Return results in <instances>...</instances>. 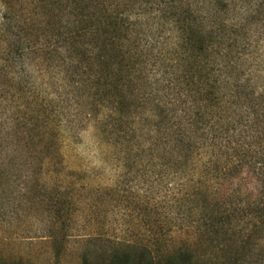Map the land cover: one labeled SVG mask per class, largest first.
Masks as SVG:
<instances>
[{
    "label": "rangeland",
    "instance_id": "1",
    "mask_svg": "<svg viewBox=\"0 0 264 264\" xmlns=\"http://www.w3.org/2000/svg\"><path fill=\"white\" fill-rule=\"evenodd\" d=\"M190 1L205 26L246 21L253 32L257 0ZM2 4L28 18L24 52L3 25ZM64 5L0 0V264H106L125 244L183 246L207 203L190 196L193 168L161 156L154 122L136 102L119 119L82 97L77 74L93 75L85 52L30 51L63 44ZM226 184L243 200L256 193L247 170Z\"/></svg>",
    "mask_w": 264,
    "mask_h": 264
},
{
    "label": "trees",
    "instance_id": "2",
    "mask_svg": "<svg viewBox=\"0 0 264 264\" xmlns=\"http://www.w3.org/2000/svg\"><path fill=\"white\" fill-rule=\"evenodd\" d=\"M62 11L71 27L63 44L30 51L85 52L93 75L77 74L82 97L119 119L136 102L154 122L161 156L192 167L190 196L207 202L183 246L125 244L106 264H264V0L253 32L246 21L199 23L190 0H65ZM1 12L24 52V10L2 4ZM243 170L257 183L245 200L222 185Z\"/></svg>",
    "mask_w": 264,
    "mask_h": 264
}]
</instances>
